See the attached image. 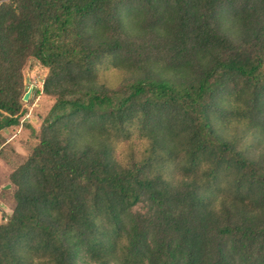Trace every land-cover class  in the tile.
<instances>
[{
	"label": "trees",
	"instance_id": "16d2710c",
	"mask_svg": "<svg viewBox=\"0 0 264 264\" xmlns=\"http://www.w3.org/2000/svg\"><path fill=\"white\" fill-rule=\"evenodd\" d=\"M28 58L54 100L0 264H264V0H0V131Z\"/></svg>",
	"mask_w": 264,
	"mask_h": 264
},
{
	"label": "rangeland",
	"instance_id": "374dc122",
	"mask_svg": "<svg viewBox=\"0 0 264 264\" xmlns=\"http://www.w3.org/2000/svg\"><path fill=\"white\" fill-rule=\"evenodd\" d=\"M47 73L35 59L28 58L22 66L24 92L30 89L26 100L21 99L19 124L0 131V185L8 184L3 189L0 186V223L4 221L12 207L13 187L9 174L28 156L31 148L37 143L39 126L43 116L53 102V97L41 91V81ZM128 74L117 69H109L99 74V81L108 87H116L126 81ZM23 92V94H24ZM146 141L131 138L119 143L115 149L116 159L125 163L131 157L139 158L144 152Z\"/></svg>",
	"mask_w": 264,
	"mask_h": 264
},
{
	"label": "water",
	"instance_id": "95a60500",
	"mask_svg": "<svg viewBox=\"0 0 264 264\" xmlns=\"http://www.w3.org/2000/svg\"><path fill=\"white\" fill-rule=\"evenodd\" d=\"M30 89H28L26 92H24L23 96H22V100H26L28 94H29ZM8 187V184L5 186Z\"/></svg>",
	"mask_w": 264,
	"mask_h": 264
},
{
	"label": "crops",
	"instance_id": "0c3cea01",
	"mask_svg": "<svg viewBox=\"0 0 264 264\" xmlns=\"http://www.w3.org/2000/svg\"><path fill=\"white\" fill-rule=\"evenodd\" d=\"M7 184H1V188L3 189Z\"/></svg>",
	"mask_w": 264,
	"mask_h": 264
}]
</instances>
